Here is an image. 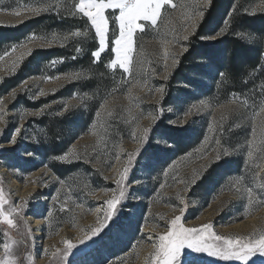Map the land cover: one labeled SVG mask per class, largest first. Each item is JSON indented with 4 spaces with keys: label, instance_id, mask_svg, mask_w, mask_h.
<instances>
[{
    "label": "rangeland",
    "instance_id": "374dc122",
    "mask_svg": "<svg viewBox=\"0 0 264 264\" xmlns=\"http://www.w3.org/2000/svg\"><path fill=\"white\" fill-rule=\"evenodd\" d=\"M74 2L78 0H71V3ZM236 2L238 0H233V3ZM243 3L256 7L261 0H244ZM173 4L175 8L163 6L157 26L139 21L145 24V31L134 34V45L129 53L131 71L125 73L118 66L115 70L109 69L111 72L119 71L115 77L120 78L121 87L109 91L97 104L90 93L91 99L81 102L79 97L86 91L77 92L81 88L76 84L78 81L69 82L65 78L66 73L76 70L68 68L80 54L75 49L80 46L81 38L71 40L75 42V47L66 51L68 61L64 59L63 63L54 66L51 61L59 59L47 62L37 74L27 75L19 85L5 93L1 85L6 78L18 74L21 66L12 73L13 62L27 49H40L41 45L44 48L61 46V42L49 45L40 39L30 42L24 39L0 55V107L6 108L8 120L6 128L0 125L3 129L0 144L5 145V149L0 151V190L9 202L3 207L7 210L9 205L28 201L20 213L14 214V223L18 227L11 228L0 221V253L4 251L7 232L8 237L16 241L12 254L18 264H54L51 254L64 248L63 240L76 243L89 226H96L98 218L103 219L107 207L104 201L111 198L112 190L117 189V173L123 170L127 154L137 147L138 141L133 139V135H141L143 127L152 128L151 142L147 152L133 161L126 180L130 191L127 199L118 206V225L103 230L99 236L84 244H76L68 254L66 264H146L154 252L153 244L158 243L159 236L167 232L170 221L176 216H181L180 224L185 228L199 229L204 224H211L212 232L221 236H249L253 232L259 235L264 231V190L252 183L254 173L264 175V159L257 153L249 164H245L247 142L255 139L259 143L264 138V112L260 111V101L264 97L248 100V96L231 94L227 100L218 103L215 99L210 100L205 92L204 88H209L207 80L195 77L191 85H173V96L168 98L170 93L166 91L165 84L176 68L171 66L172 61H178L182 55L181 42L173 41L170 30L175 28L182 36L185 32L181 25L187 24L191 29V22L181 16V0H173ZM36 6V3L25 4L20 0H0V26L14 27L35 17L30 9ZM60 11L68 16L65 11ZM105 14L109 31L100 58L108 62L115 59L111 49L119 35L115 21L119 12L106 10ZM77 16L83 15L78 13ZM96 42L97 49L98 38ZM21 44L24 46L21 47ZM73 56L77 58L73 59ZM26 59L27 56L21 61L22 65ZM166 74L169 77L167 80L164 79ZM24 81H27V90L21 91ZM69 86L72 87L67 88ZM160 88L164 89L163 95L158 91ZM53 89H56L54 93ZM40 90H44V96H39ZM13 91L17 93L15 98L11 95ZM245 99L248 100L247 106L241 103ZM104 101L107 104L101 109ZM201 101L205 102L204 105L200 104ZM66 103L74 107L64 110ZM193 105L197 108H192ZM44 106L48 107L41 116L20 118L23 110L35 112ZM189 108H192V114L186 116ZM98 110L102 113L99 118L96 117ZM109 110L113 113L111 117L106 114ZM50 116L68 117L53 122L57 127L80 124V129L70 131L74 139L63 152L75 146L79 160L62 163L52 159L58 156L51 154L52 137L38 121L40 118L48 121ZM152 116L157 117L154 125L151 124ZM100 120L104 122L105 130L97 125L95 131L103 137L98 144L93 125ZM172 121L177 124L170 123ZM180 121H185L183 126H178ZM20 125L23 129L19 146L10 150L8 141ZM167 126L184 129L187 138L198 136L197 144L194 145L196 139H190L187 150L178 154L162 135ZM55 140L60 139L57 137ZM157 140L162 143L157 144ZM224 142L233 143L234 149L231 151ZM25 150L35 155L28 157L24 155ZM225 150L229 154L219 163H214L226 161L221 178L223 183L218 191L212 184L220 175L215 173L214 167L205 171L204 166L218 152L223 155ZM145 156L150 157L147 164ZM54 169L64 172L65 176L60 177ZM237 177H244L243 182L236 183ZM57 178L64 180L65 184L61 185ZM31 186L35 189L30 191ZM246 187H253L256 193L252 204L248 203ZM54 195L58 197V203L53 202ZM178 196L184 199L183 204ZM61 205L64 206L63 211H60ZM181 207L185 208L183 214ZM50 209L53 213L51 217L48 215ZM33 218L40 219L41 225L33 226ZM37 229L41 235H36ZM204 235L207 239L208 234ZM198 264H264V255L257 252L244 262L203 254L198 258Z\"/></svg>",
    "mask_w": 264,
    "mask_h": 264
},
{
    "label": "snow or ice",
    "instance_id": "6c2138e0",
    "mask_svg": "<svg viewBox=\"0 0 264 264\" xmlns=\"http://www.w3.org/2000/svg\"><path fill=\"white\" fill-rule=\"evenodd\" d=\"M37 6L32 7L30 10L33 15H40L42 13H50L53 11L63 10L70 17H75L78 13L82 14L87 20L90 22V28L94 30L95 37L98 38V48L93 49L91 55L93 57V63H99L101 53L105 50L106 46V37L109 31V21L106 16V10H118L119 14L115 16V21L118 25V37L113 41L112 52L115 53V59L109 60L105 64L106 69L115 70L117 66L119 69L123 70L125 73H129L131 71V59L129 53L132 51L134 45V34L137 31L144 32L145 24L140 23L150 22L152 26H157L158 20L162 15V8L165 5H170L172 7H176L173 4V0H78V2L71 3V0H35ZM71 3V6H69ZM211 0H181L180 8L183 9L181 16L187 21L191 22V29H188L187 24L181 25V28L184 30L185 34L180 36L175 28H172L170 31L173 33V41L181 42V54L187 53L190 50V39L192 36L196 34V30L198 28L199 22H201L205 16L206 10L210 7ZM240 6L238 4H233L232 10L228 13V17L232 18L238 8ZM257 12L264 13V0H261V3L256 6H245L241 12V14H256ZM19 14V13H17ZM23 23V21H21ZM230 23V19H226L224 21L225 27H222L214 37H210V39H217L222 34L227 31V26ZM237 37L246 36L245 33L238 32L236 33ZM89 37V28L85 27L84 29H75L70 31L67 34L60 35L58 33L43 34L37 36L35 33L30 34L25 38V41H33L36 39H40L45 41L47 44L51 45L54 42L60 41L61 46H64L66 42L75 38H82L83 40H87ZM203 39V38H202ZM247 39L251 40V36H247ZM21 47L24 45L21 44ZM15 47V46H14ZM41 50H43L44 46L41 45ZM37 51V49L29 48L25 53L18 58L17 61L13 62L12 73H15L18 70L19 66H22L21 61L27 56L28 58ZM76 53H80L83 51L82 46H77L75 49ZM168 53L165 52V56L167 57ZM76 56H73V59H76ZM262 59H264V54H262ZM64 58H60L59 60L51 61V65H55L57 63H63ZM178 64L176 59L172 61V67L175 68ZM167 67V63L165 64ZM197 67L202 68V65H197ZM260 67H264L261 65ZM221 81L226 78V74L221 72L220 74ZM50 78V77H49ZM59 77H57L58 79ZM65 78L69 82L79 81L82 78H88V74L85 70H73L69 73L65 74ZM169 77L166 74L164 79L167 80ZM219 87V84H218ZM27 90V81L22 82L21 91ZM53 93L56 89L52 90ZM163 95V88L158 89ZM131 92V90H129ZM13 98L16 97L17 93L13 91L11 93ZM44 90H40L39 96H44ZM76 94H74L75 96ZM131 99V95L129 96ZM79 99L81 102H84L91 97L85 93L80 96ZM204 101H201L200 104L204 105ZM244 106L248 105V100L245 99L241 101ZM107 104V101H104L101 104V109H104ZM261 107L260 111L264 112V99L260 101ZM48 106H44V108L35 111L29 112L28 110H23L20 113V118L24 119L25 116H35L39 117L44 114L45 109ZM70 107H74L69 104L64 105V110H68ZM192 108H197L196 105H193ZM192 108H189L185 115L192 114ZM63 113H57V115H62ZM107 116L111 117L113 115L112 111H108ZM6 108L0 107V125H4L7 127L8 120L6 119ZM102 113L100 110L96 112V117H101ZM151 124L154 125L157 117L152 116ZM172 124H177V122L172 121ZM185 121H180L178 126H183ZM97 125L100 129L105 130V124L102 120L94 122L93 134L98 135L97 143L99 144L102 136L95 131ZM23 129V125L17 126L14 129V132L11 134V137L8 141V145L10 146V150H15L19 146V141L21 139V132ZM152 131L151 127H143L141 129V135H133V139L138 141L137 147L134 152L128 153V159L124 164L123 170L118 171L117 178L115 183L117 184V189L112 190L113 195L110 199H106L104 204L107 206L105 209V214L102 220L98 218V223L96 226H89L87 230L84 231V234L79 237L76 243L71 242L70 240H63L64 244L63 249H56L54 253L51 254L50 259H54V264H66V258L68 254L76 247V244H84L85 241H90L94 237L99 236L103 230L111 227L112 225H118L119 217L117 215L119 208L118 206L127 199V193L130 191L128 185L126 184V180L129 176L130 169L133 167V161L138 160L141 155L148 150V145L150 141V132ZM253 132L255 129L253 128ZM3 134V129H0V135ZM35 139V138H33ZM166 143V141H163ZM157 144L162 143L161 140L156 141ZM220 141L217 140V144ZM170 146V145H169ZM248 151L247 158L245 160V164H249L255 155L258 153L261 159H264V138L260 140L259 143L255 141V139L247 142ZM5 149V145L0 144V151ZM229 153L225 150L223 155L220 152L217 153L214 159H211L207 165H205V171L211 168L212 164L219 163L222 159H224ZM24 155L28 157H33L35 155L34 152L24 151ZM53 160L62 162V163H71L73 160H79L80 156L75 151V146L70 148L67 152L52 157ZM150 157L145 156V164L149 163ZM47 167V165H46ZM264 171V169H262ZM58 182L61 185L65 184L64 180H60ZM244 177H237L236 183H242ZM136 183H139L138 181ZM252 183L256 188L264 190V175L260 173H254L252 176ZM163 187V185H161ZM59 191V190H58ZM103 191H108V189H103ZM245 191L247 193L248 203L252 204L256 199V193L253 190V187H246ZM31 197H29L30 199ZM178 198L181 200V203H184V199L182 197ZM53 202H59L58 197L54 195L52 197ZM9 202L5 199L4 193L0 190V221H3L11 228L18 227L14 223V214H18L21 212L23 208L26 207L28 201H24V203L20 205H9L7 210L4 209L3 205L8 204ZM64 210V206L61 205L60 211ZM185 211L184 207L180 208L181 214ZM52 210H49V217L52 216ZM47 219V218H46ZM181 216H176L173 220L170 221V227L167 232L163 235L159 236L158 243L153 244L154 252L151 256L150 261H146V264H198V258L207 254L208 256H217L225 260L236 259L240 261L247 262L249 258L255 254L260 253L264 255V231H261L259 235L253 232L249 236H221L216 235L212 232L211 224H204L199 229L197 228H185L182 224H180ZM111 221V225L109 224ZM205 233H207V239L205 238ZM30 235V233H29ZM5 236L7 238V242L3 244V253H0V264H18L17 259L12 254V246L16 243V241L12 240L8 237V233L5 232ZM212 241V242H209ZM47 249L44 250L45 254H47Z\"/></svg>",
    "mask_w": 264,
    "mask_h": 264
},
{
    "label": "trees",
    "instance_id": "16d2710c",
    "mask_svg": "<svg viewBox=\"0 0 264 264\" xmlns=\"http://www.w3.org/2000/svg\"><path fill=\"white\" fill-rule=\"evenodd\" d=\"M20 1L25 4L36 3L35 0ZM243 1L238 0V2L233 3V0H211V5L206 10L203 20L199 22L196 34L190 39V50L180 56L173 74L165 84L166 91L170 93L168 98L173 96L172 91L175 87L173 85H191L194 83L192 79H195V77L207 80L209 88H204L205 92L210 100L214 101L215 99L218 103L227 100L231 94L248 96V100L264 97V67H260L264 65V59H262V54H264V13L241 14L246 6ZM233 4H238L240 7L236 14L229 18L228 13L232 10ZM226 19H230L227 31L217 39H210V37L216 36L222 27H225L224 21ZM85 27L89 28V37L87 40L81 38L80 46H82L83 51L80 52L78 58L73 61L72 66L68 69H83L86 71L88 78L76 83L81 87L77 89V92L86 91L87 94L90 93L95 99L94 103L97 104L109 91L119 89L121 80L115 77L119 71L111 72L105 68L107 59L100 58L99 63H93L91 52L97 47L96 37L88 20L83 16L70 17L64 16L61 11H53L32 17L14 27L0 26V55L32 33L37 36L52 33L64 35L77 28L84 29ZM238 32L245 33L246 36L237 37L236 33ZM247 36H251L252 39H247ZM74 47L75 42L69 40L64 46L43 48V50L41 48L37 49L30 58L24 61L17 75L3 81L1 85L2 92L5 93L19 85L20 81L27 75L37 74L40 68L53 59L64 58L68 61L69 57L66 51L68 49L72 50ZM197 65L203 67L200 68ZM221 72L226 74L223 81H221L219 75ZM34 107L37 108L38 106L34 105ZM48 118V121L45 120L46 118H40L38 121L52 137L51 154L60 155L74 139V135H71L70 131L80 129V124H64L57 127L53 122L68 117L50 116ZM164 130L162 135L178 154L187 150V142L190 139H196L194 145L198 142V136L187 138V134L184 133L185 130L182 128L167 126ZM57 137L60 140H55ZM224 143L231 151L234 149L233 143ZM225 162L212 165L215 173L220 175L212 184V187L217 188L218 191L223 183L221 178L224 176ZM55 171L60 177L65 176L64 172Z\"/></svg>",
    "mask_w": 264,
    "mask_h": 264
},
{
    "label": "bare ground",
    "instance_id": "6f19581e",
    "mask_svg": "<svg viewBox=\"0 0 264 264\" xmlns=\"http://www.w3.org/2000/svg\"><path fill=\"white\" fill-rule=\"evenodd\" d=\"M16 186L18 185L17 184V182L16 181H14L13 182ZM33 189H35V187L34 186H31L30 188H29V190L31 191V190H33ZM35 191V190H34ZM39 220L40 219H37V218H33V226H36V225H38V226H40L41 225V222H39ZM32 222V221H31ZM39 229H40V227H38ZM38 230V229H37ZM36 235H41V231L40 230H38V232L36 233Z\"/></svg>",
    "mask_w": 264,
    "mask_h": 264
}]
</instances>
